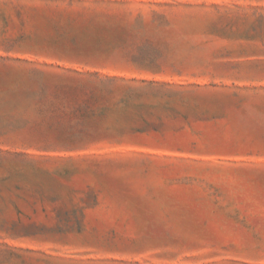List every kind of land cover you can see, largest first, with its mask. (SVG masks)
I'll list each match as a JSON object with an SVG mask.
<instances>
[{
	"label": "rangeland",
	"instance_id": "rangeland-1",
	"mask_svg": "<svg viewBox=\"0 0 264 264\" xmlns=\"http://www.w3.org/2000/svg\"><path fill=\"white\" fill-rule=\"evenodd\" d=\"M0 264H264V0H0Z\"/></svg>",
	"mask_w": 264,
	"mask_h": 264
}]
</instances>
